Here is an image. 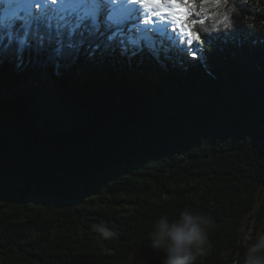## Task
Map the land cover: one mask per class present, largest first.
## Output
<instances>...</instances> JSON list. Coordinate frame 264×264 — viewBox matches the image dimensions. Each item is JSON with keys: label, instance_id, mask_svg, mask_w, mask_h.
Segmentation results:
<instances>
[{"label": "trees", "instance_id": "trees-1", "mask_svg": "<svg viewBox=\"0 0 264 264\" xmlns=\"http://www.w3.org/2000/svg\"><path fill=\"white\" fill-rule=\"evenodd\" d=\"M248 13L254 30L195 25L191 49L0 27V264H160L152 225L185 210L213 224L196 264H242L264 232V13Z\"/></svg>", "mask_w": 264, "mask_h": 264}, {"label": "snow or ice", "instance_id": "snow-or-ice-1", "mask_svg": "<svg viewBox=\"0 0 264 264\" xmlns=\"http://www.w3.org/2000/svg\"><path fill=\"white\" fill-rule=\"evenodd\" d=\"M0 5V27L6 34L19 27L27 35L35 24L38 35L41 27L51 30L55 22L57 43L62 46L67 36L69 49L76 47L73 36L98 34L101 25L114 33L139 32L149 47L155 46L156 34L191 49L201 40L195 25L205 21L194 18L200 15L195 0H0ZM191 55L195 58L196 52Z\"/></svg>", "mask_w": 264, "mask_h": 264}, {"label": "clouds", "instance_id": "clouds-1", "mask_svg": "<svg viewBox=\"0 0 264 264\" xmlns=\"http://www.w3.org/2000/svg\"><path fill=\"white\" fill-rule=\"evenodd\" d=\"M217 11L223 15L210 17L199 24L203 35H219L222 32H235L237 20L249 30L255 24L248 23V10L264 13V0H218ZM219 21V24L216 23ZM213 227L210 219L202 214H194L190 210L179 213L175 219L160 216L152 225L149 233L151 248L160 256V264H196V261L207 255L210 243L209 230ZM105 238L113 233L104 225L97 226ZM242 264H264V232L258 233L255 242L246 246Z\"/></svg>", "mask_w": 264, "mask_h": 264}, {"label": "rangeland", "instance_id": "rangeland-1", "mask_svg": "<svg viewBox=\"0 0 264 264\" xmlns=\"http://www.w3.org/2000/svg\"><path fill=\"white\" fill-rule=\"evenodd\" d=\"M0 7H1L0 9H2V8L4 7V5H3V6L0 5ZM138 33H139V32H138ZM135 34H136V32H135V33H131V36H136ZM141 36H142V34H139V37H141ZM155 36H156V34H152V38H153V39H155ZM139 37H138V38H139ZM139 39H140V38H139ZM135 42H140V41H139L138 39H136ZM188 50H189V49H188ZM192 51H195V52H196V56H197L198 53H199V51L197 50V47L194 48V49H192ZM192 51H191V52H192Z\"/></svg>", "mask_w": 264, "mask_h": 264}]
</instances>
